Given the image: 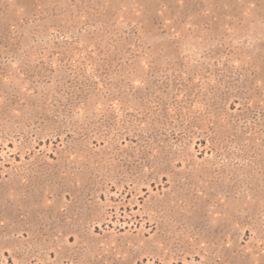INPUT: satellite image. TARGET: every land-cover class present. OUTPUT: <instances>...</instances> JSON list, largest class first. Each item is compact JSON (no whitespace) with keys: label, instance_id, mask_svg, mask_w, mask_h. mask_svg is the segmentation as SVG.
<instances>
[{"label":"rangeland","instance_id":"374dc122","mask_svg":"<svg viewBox=\"0 0 264 264\" xmlns=\"http://www.w3.org/2000/svg\"><path fill=\"white\" fill-rule=\"evenodd\" d=\"M0 264H264V0H0Z\"/></svg>","mask_w":264,"mask_h":264}]
</instances>
